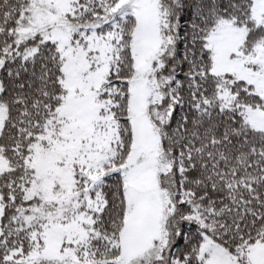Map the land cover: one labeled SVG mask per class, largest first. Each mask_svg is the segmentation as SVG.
<instances>
[{
	"label": "snow or ice",
	"instance_id": "6c2138e0",
	"mask_svg": "<svg viewBox=\"0 0 264 264\" xmlns=\"http://www.w3.org/2000/svg\"><path fill=\"white\" fill-rule=\"evenodd\" d=\"M0 264H264V0H0Z\"/></svg>",
	"mask_w": 264,
	"mask_h": 264
}]
</instances>
